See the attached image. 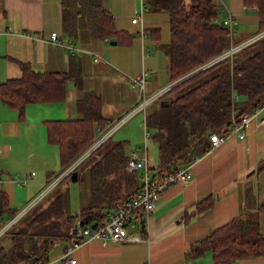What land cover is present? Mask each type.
I'll return each mask as SVG.
<instances>
[{
    "label": "trees",
    "instance_id": "obj_1",
    "mask_svg": "<svg viewBox=\"0 0 264 264\" xmlns=\"http://www.w3.org/2000/svg\"><path fill=\"white\" fill-rule=\"evenodd\" d=\"M143 2V1H142ZM150 10L166 11L169 15L170 37L160 42V27L145 30L162 49L167 59L168 83H173L147 114L146 124L157 142L158 160L155 176H163L187 164L211 146L210 134L227 132L232 116L241 115L264 103V48L235 51L203 66L230 46L228 27L219 18L218 0H145ZM62 32L75 41L98 37L129 44L132 35L116 29L114 19L102 0H59ZM247 7L255 6L257 23L264 29V0H242ZM144 6V3H143ZM246 37L238 39L237 43ZM259 40V39H258ZM251 41L249 48L258 41ZM226 61L227 66L201 78L204 72ZM19 77L0 80V101L18 111L24 118L25 106L35 102H59L66 98V83L74 81L81 87L79 67L69 70H35L30 62L18 61ZM237 94L239 98L233 99ZM101 97L93 90L83 91L76 106L81 116L76 118L45 119L48 142L58 147L61 168L79 156L95 139L96 127L105 128L108 119L101 114ZM97 155V156H96ZM96 156V158H95ZM94 157V174L112 175V183L104 180L99 187L114 186L122 180L130 188L127 196L139 187L137 171L125 167L127 154L122 141H111L109 136L89 153L80 166ZM78 167L77 179H79ZM264 169V159L256 167ZM53 173H51L52 175ZM68 177L71 178L69 175ZM0 184V226L16 213L6 191ZM56 186V185H55ZM45 193L22 213L3 234L9 232V244L0 240V264H40L48 259L49 240L71 241L69 229L76 220L81 225H100L105 212L102 202L90 201L80 206L77 214L68 208L67 190L49 198ZM118 200L112 201L115 204ZM213 197L207 196L195 206L202 211L212 206ZM264 212V201L243 216H235L213 229L208 235L190 244L188 255L197 257L210 251L215 264H234L237 260L264 254V234L258 216ZM0 235V237L2 236Z\"/></svg>",
    "mask_w": 264,
    "mask_h": 264
},
{
    "label": "crops",
    "instance_id": "obj_2",
    "mask_svg": "<svg viewBox=\"0 0 264 264\" xmlns=\"http://www.w3.org/2000/svg\"><path fill=\"white\" fill-rule=\"evenodd\" d=\"M218 2L222 5L223 13L224 9L234 13L236 24L239 23L238 16L245 19L246 13L243 10L248 7L243 5L242 0L236 3L234 0H218ZM102 3L113 16L115 28L126 30L125 16L119 17V14L117 16L113 14V11H117L116 0H102ZM249 8L257 12L255 6ZM131 23L139 24L140 29L142 26L144 33V36H141L142 43L144 38L152 39L145 30L148 28L146 25L151 24L152 20L146 18L145 21L143 11L142 23ZM51 31H56L60 39L73 42L81 50L71 54L66 47L50 41ZM105 41L110 40L105 39ZM145 48L143 44V54L146 53ZM90 51L83 43L73 40L62 32L59 0H0V80L20 76L19 60L30 62L32 67L39 71L69 70L79 67L81 73V87L75 86L73 80L66 83V98H68V87H71L72 91V99H70L68 108L70 112L76 113L70 114L69 117L59 116L60 112L53 109L55 106L52 105L53 102H35L25 106L24 118L19 120L18 112L0 101V120L8 118L14 126H19L18 129L7 133L6 131L0 132V158L7 157L10 161V166L7 168L15 169L11 166L21 161L20 154L35 141L31 133H28V128L22 127L28 125L29 106L35 105L37 109L46 106L48 116L42 114L38 118L44 126L45 136L46 127L43 122L45 119L81 116L76 106L77 100L85 90L95 92L93 86L84 84L86 76L92 77L93 73H96L88 72L84 67L83 54ZM94 57L92 58L94 61L99 60ZM110 57L112 64L103 65L101 70L115 76L109 79L111 84L125 83L128 89V93L124 94L120 101L123 105L121 112L135 105L139 99L135 91L136 86L131 84V88L129 87L128 83L123 80L121 71L115 66L117 60L113 56ZM89 85H92V82ZM101 87H104L102 83L99 85V88ZM96 93L102 101V92ZM66 98L61 102H65ZM132 149L124 150L127 154ZM34 156L36 157L37 153ZM262 159H264V125H258L257 119H252L246 129L245 137H229L219 146L199 155L191 165V179L187 183L171 184L159 195L153 210L145 218L142 229L139 231L142 240L107 244H102L99 239L85 241L72 252L75 264H215L210 251L197 257H190L188 255L189 246L194 241L208 235L216 227L235 216H243L247 210L254 209L257 204L264 201V169L260 171L256 169ZM93 162L94 157H91L81 165L78 180L85 182L86 187L80 199L85 203L104 201L101 207L106 212L114 205L112 201L128 197L130 188L127 181L122 179L111 188L110 185L106 188L99 187L105 179L111 184V179L114 177L113 174L104 177L94 174L91 170ZM46 171L40 179L48 184L55 174L51 175V171ZM137 172L139 176V171ZM1 175L5 178L11 177L9 171L2 168H0V177ZM14 182L12 178L11 180L8 178L1 185L8 194L11 206L22 195ZM209 195L213 197L212 206L196 211V204ZM259 216L261 224L264 223V212H261ZM88 224L92 225V223ZM67 242L49 240L48 259L44 263L62 264L61 254ZM234 264H264V254L246 257L237 260Z\"/></svg>",
    "mask_w": 264,
    "mask_h": 264
},
{
    "label": "rangeland",
    "instance_id": "obj_3",
    "mask_svg": "<svg viewBox=\"0 0 264 264\" xmlns=\"http://www.w3.org/2000/svg\"><path fill=\"white\" fill-rule=\"evenodd\" d=\"M234 1L236 3L238 0ZM116 6L117 11H113V14H116V16L119 14V17L125 16V29L132 35L131 43L111 44L109 41L106 42L105 40L98 37L89 38L86 41L81 42L83 45L87 46L89 51L91 50V53L87 52L83 54L85 59L84 67L87 68L88 72H96L93 73L94 76L92 77H85L82 75L85 77L84 84L86 86H93L95 92H102L101 114L105 118L110 119V121L107 123V129L111 128L115 123H117L121 117L133 107H129L128 109L120 112L123 106L120 101L123 99V95L128 93V89L125 87V83H122L123 85L121 83L111 84L109 79H111V76H115L105 72L104 70H101L103 65L112 64L110 56H113L117 60L115 66H117L119 71H121L120 73L123 76V80L128 83L130 88L131 84L134 85L131 81V78L142 72L143 69L149 71L146 80V96L151 95L152 93L169 84L167 59L162 49L153 39L144 38V42L142 43L139 32L140 25L132 24L130 21L131 18L135 16L136 13H140L142 9L145 16V21L146 18H150L152 20V23L146 26L160 27V41L165 43L170 37L168 13L164 10H150L145 0H116ZM219 8V18H222L224 13L222 11L221 4ZM243 11L246 13V17L245 19H243L242 16L237 17V20L239 19V23L235 25L236 31L233 36L234 42L244 37H246V39L253 38V40H259L249 48H239V52H247V50L264 48V29L260 30V26L257 23V12L249 7L244 8ZM120 12L122 13L120 14ZM143 44L146 47L144 50L146 51L145 54L142 52ZM94 56L99 57V60L94 61L92 59ZM226 66L227 62L223 61L204 72L201 78H205L215 71L222 70ZM90 82H92V85H89ZM100 83H102L104 87L99 88ZM135 91L137 92L138 99L141 101L142 95L140 94L137 87H135ZM159 98L150 101L146 105L144 111H137L126 121H124L118 128L111 132V141H122L123 148L126 150L129 148L137 149L139 145H143V143L146 141L148 159L156 162L158 160L157 142L152 139V132L150 131L151 129L145 123V119L147 114L154 108V106L157 105V103H159ZM70 99H72V91L71 87H68V98H66L65 102L59 101L52 103V105H55L53 109L60 112L61 115L59 116L69 117L70 114H76L73 111H69L68 105L70 104ZM29 107L28 125L22 127L28 128V133H31L32 137L35 139L34 143L28 146L26 150L20 154L21 161L18 162V164L11 166V168L15 169L7 168V166H10V161L7 159V157L0 158V168L9 171V176L11 177L8 178L10 180L11 178L16 177L21 178L28 172L34 173L33 179L29 180L25 185L14 182V185L18 191L22 193L20 199L12 206L16 208L17 213L46 189L50 182L46 184L45 181L42 182L40 179V177H43V174L47 172L46 170L51 171L53 174H57L62 169L59 160L58 147L56 144L48 142L47 137L45 136L44 126L41 121H38V118L42 114L48 116V113H46V106H41L39 109H37V106L35 105ZM143 116L145 117L144 119ZM18 127V125L17 127L14 126L12 122L8 120V118L0 120V132L6 131L7 133L9 131L18 129ZM142 151L143 150L141 149L140 153H142ZM35 153H37L36 157L34 156ZM81 167L82 166L80 165L78 167L79 176ZM1 178L5 181L8 179L2 175ZM85 187V182H80V180L72 181L70 177H67L63 180H59V183H57V185L51 191H49L47 195L49 198H51L57 192H62L66 189L69 200L68 208L71 213L75 214L79 211L80 206L85 203L80 199V196H82L84 193ZM101 208L103 210V207ZM260 218L261 217L258 216L259 227L260 231L264 234V223L261 224ZM9 220L10 219L0 226V230L5 228L6 223ZM7 228L8 227H6L5 230H7ZM8 235L9 232L3 234L0 237L1 242L8 244L10 242V240H8Z\"/></svg>",
    "mask_w": 264,
    "mask_h": 264
},
{
    "label": "built area",
    "instance_id": "obj_4",
    "mask_svg": "<svg viewBox=\"0 0 264 264\" xmlns=\"http://www.w3.org/2000/svg\"><path fill=\"white\" fill-rule=\"evenodd\" d=\"M221 20L222 23L228 27L229 37L231 40L230 46L227 50L206 62L203 66L217 61L223 57L231 56L239 48L244 47L250 43L251 40H253V38L243 39L238 43H233L232 39L236 31V20L232 11L224 9V15ZM131 22L141 24L142 11L140 13H136V15L131 18ZM140 33L141 36H144L142 26ZM50 41L66 47L71 54L81 50L73 42H66L60 39L56 31L50 32ZM98 58L99 57L97 56L94 57V59ZM148 74L149 71L143 69L142 72L131 78L132 83L138 88L140 94L142 95V100H139L135 105H133L131 110L122 116L121 119L111 128L107 129V125L105 128H100L97 126V135L93 142L72 162L62 168L60 172L52 176L46 189L37 197H35L30 203L24 206L17 214L10 218V220L6 223L5 228L9 227L22 213H24L30 206L36 203L39 198L43 196L49 189L57 185L59 180L69 176L91 151L97 148L110 136L111 132L118 128L124 121H126L137 111H144L146 105L150 101L161 97L172 84L170 83L151 95L146 96L145 86ZM238 98L239 96L237 94L233 95L234 100H237ZM252 119H257L258 125H264V103L254 107L250 111L243 113L240 119H236L232 116L231 126L227 132L211 133L209 136L211 140V146L208 150L219 146L229 137H245L246 129ZM139 149L143 150L142 153H140ZM197 159L198 156H195L191 162L177 167L172 172H169L163 176L154 177V167L156 166V162L148 159L146 141L143 143V145L139 146L138 149H132L128 151L125 167L128 171H140L138 176L140 187L133 194L117 201L110 209H108L105 212V218L100 225L96 227L92 226L91 224L81 225L79 221H76L74 224H72L69 229V235L72 236V238L71 241L67 242L61 254L62 264H75V258L72 255L73 250L83 242L91 239H99L102 244H107L109 242L142 240L143 238L139 231L142 229L145 218L153 210L159 195L171 184L177 182L187 183L192 177L191 165ZM33 175V172H28L21 178L16 177L12 179L21 185H25L33 177ZM3 182L4 180H2L0 177V184H3ZM5 228L0 230V234L5 231Z\"/></svg>",
    "mask_w": 264,
    "mask_h": 264
},
{
    "label": "water",
    "instance_id": "obj_5",
    "mask_svg": "<svg viewBox=\"0 0 264 264\" xmlns=\"http://www.w3.org/2000/svg\"><path fill=\"white\" fill-rule=\"evenodd\" d=\"M109 43H111V44H116L117 43V40H115V39H113V40H110L109 41ZM167 102H166V100H164V99H161L160 100V104L162 105V104H166ZM71 179L73 180V181H75L76 179H77V171L76 170H73L72 172H71ZM17 214V213H16Z\"/></svg>",
    "mask_w": 264,
    "mask_h": 264
}]
</instances>
